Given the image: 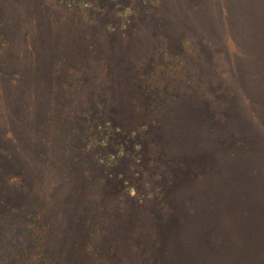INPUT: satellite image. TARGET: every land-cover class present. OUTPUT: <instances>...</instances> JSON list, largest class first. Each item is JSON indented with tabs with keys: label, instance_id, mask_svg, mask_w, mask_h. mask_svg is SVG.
Here are the masks:
<instances>
[{
	"label": "rangeland",
	"instance_id": "1",
	"mask_svg": "<svg viewBox=\"0 0 264 264\" xmlns=\"http://www.w3.org/2000/svg\"><path fill=\"white\" fill-rule=\"evenodd\" d=\"M50 257L264 264V0H0V264Z\"/></svg>",
	"mask_w": 264,
	"mask_h": 264
},
{
	"label": "trees",
	"instance_id": "2",
	"mask_svg": "<svg viewBox=\"0 0 264 264\" xmlns=\"http://www.w3.org/2000/svg\"><path fill=\"white\" fill-rule=\"evenodd\" d=\"M39 232V231H38ZM47 258V257H46ZM49 260L48 261H46L44 264H58V263H55L53 260H52V258L50 257V258H48Z\"/></svg>",
	"mask_w": 264,
	"mask_h": 264
}]
</instances>
